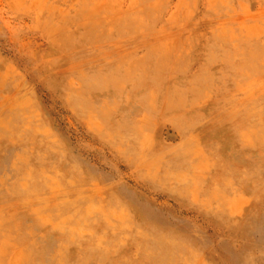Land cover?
Instances as JSON below:
<instances>
[{
    "label": "rangeland",
    "instance_id": "374dc122",
    "mask_svg": "<svg viewBox=\"0 0 264 264\" xmlns=\"http://www.w3.org/2000/svg\"><path fill=\"white\" fill-rule=\"evenodd\" d=\"M2 117L0 264H264V0H0Z\"/></svg>",
    "mask_w": 264,
    "mask_h": 264
},
{
    "label": "bare ground",
    "instance_id": "6f19581e",
    "mask_svg": "<svg viewBox=\"0 0 264 264\" xmlns=\"http://www.w3.org/2000/svg\"><path fill=\"white\" fill-rule=\"evenodd\" d=\"M59 27V26H58ZM59 40V39H58ZM82 40V39H81ZM84 40V39H83ZM79 41V40H78ZM78 43V42H77ZM75 45V44H74ZM53 48L56 49V46L53 45ZM205 48V47H204ZM58 49V48H57ZM195 58V57H194ZM190 68V67H189ZM210 68V67H209ZM216 68V67H215ZM214 70V69H213ZM215 71V70H214ZM188 73V72H187ZM186 76V75H185ZM189 76V74H188ZM58 77V76H57ZM48 79V78H47ZM174 81V80H173ZM54 83V82H53ZM178 83V82H176ZM179 84V83H178ZM141 92V91H140ZM99 94V93H98ZM155 96V95H154ZM142 105V104H141ZM173 106V105H172ZM124 108V107H123ZM137 108L136 105L134 104H130L128 105L127 109H126V113H125V117L126 119L129 121L131 119H133L135 112H136ZM118 114V113H117ZM188 115V114H187ZM191 117V115H190ZM188 120V118H186ZM236 123V122H235ZM9 127V122L7 121L6 117H2L0 119V152H2L3 154H7L8 151L10 150V148L7 145V141H6V136H5V132L8 130ZM147 134V133H146ZM252 139V138H250ZM249 139V140H250ZM248 140V141H249ZM216 141V140H215ZM251 142V144H253V141H249V143ZM16 143V142H15ZM212 144V142H211ZM259 149V148H257ZM221 150V149H220ZM223 150V149H222ZM260 150V149H259ZM3 158H0V170L5 166V164L3 163ZM2 161V162H1ZM220 161V160H219ZM63 162V161H62ZM256 163L263 165L264 164V156H259L255 153H246L244 151H239L237 149L232 148L230 145L227 146V149L224 151L223 154V166L232 169L233 171H237L240 167H247V166H251V165H255ZM263 169V168H262ZM75 171V170H74ZM221 171V169H220ZM260 171V170H259ZM263 170L260 171V173H262ZM35 173V172H34ZM74 173V172H73ZM76 174V173H75ZM223 174V173H222ZM5 181V180H4ZM124 197V196H123ZM128 198V202L130 203V206H133L134 208H136L137 210H143L145 207L144 205H142L135 196H127ZM136 198V200H135ZM124 200V199H123ZM126 202V201H125ZM145 221V220H144ZM38 225V224H37ZM149 225V224H148ZM155 232V231H154ZM151 233V232H150ZM157 233V232H156ZM155 234V233H154ZM163 235V234H162ZM47 239V238H46ZM163 240V239H162ZM142 242V241H141ZM149 243V242H148ZM151 243V242H150ZM159 243H163L161 240H159ZM143 245V244H142ZM158 246V245H157ZM161 246V245H160ZM171 246V245H170ZM169 246V247H170ZM41 247V246H40ZM125 247V246H124ZM35 248V247H34ZM143 248V247H142ZM87 249V248H86ZM91 249V248H90ZM152 249V247L150 248ZM164 250V249H163ZM37 251V250H36ZM128 251V250H127ZM42 252V251H41ZM90 252V251H89ZM98 252V251H96ZM112 252V251H111ZM165 252V251H164ZM40 253V251H39ZM91 254V253H90ZM112 254V253H111ZM86 256V255H85ZM89 256V255H88ZM88 256H86L88 258ZM97 256V255H96ZM115 256V255H114ZM113 256V257H114ZM112 257V258H113ZM120 258V257H119ZM139 258V257H138ZM94 259V258H93ZM98 259V258H97ZM141 259V258H140ZM145 259V258H144ZM156 259V258H155ZM92 260V259H91ZM114 260V259H113ZM118 260V259H117ZM135 260V259H134ZM157 260V259H156ZM155 260V261H156ZM144 261V260H143ZM158 261V260H157ZM89 262V261H87ZM107 262V261H106ZM120 262V261H119ZM134 262V261H133ZM142 262V260H141ZM121 263V262H120ZM149 263V262H148ZM112 264V263H111ZM132 264V263H130ZM153 264V263H152Z\"/></svg>",
    "mask_w": 264,
    "mask_h": 264
}]
</instances>
